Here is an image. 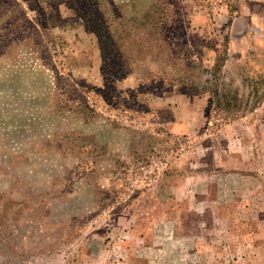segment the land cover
<instances>
[{
    "label": "rangeland",
    "instance_id": "obj_1",
    "mask_svg": "<svg viewBox=\"0 0 264 264\" xmlns=\"http://www.w3.org/2000/svg\"><path fill=\"white\" fill-rule=\"evenodd\" d=\"M244 216L264 0H0V264H235Z\"/></svg>",
    "mask_w": 264,
    "mask_h": 264
},
{
    "label": "crops",
    "instance_id": "obj_2",
    "mask_svg": "<svg viewBox=\"0 0 264 264\" xmlns=\"http://www.w3.org/2000/svg\"><path fill=\"white\" fill-rule=\"evenodd\" d=\"M237 221L238 223H241L242 227H240V224H238L239 231L235 232V237L238 239V241L236 242L235 246L239 247L237 252L248 254L249 258L246 260L245 258L241 257L242 260H237L235 264H242L244 262H247V264H264V240L258 244H256V242L253 240L258 235L264 236V225L262 228L263 230H261V227L258 226L259 224H256L257 226L254 224L252 227L251 222H256V220L254 219L251 221L249 216H244V218H241ZM242 238L245 241H243ZM224 247H226V245H224ZM256 253H258V257L254 255Z\"/></svg>",
    "mask_w": 264,
    "mask_h": 264
},
{
    "label": "trees",
    "instance_id": "obj_3",
    "mask_svg": "<svg viewBox=\"0 0 264 264\" xmlns=\"http://www.w3.org/2000/svg\"><path fill=\"white\" fill-rule=\"evenodd\" d=\"M146 15L150 16V12L146 13ZM214 97L218 98V101L220 100V92L218 90L214 92Z\"/></svg>",
    "mask_w": 264,
    "mask_h": 264
}]
</instances>
